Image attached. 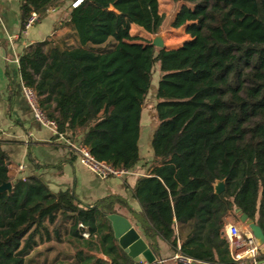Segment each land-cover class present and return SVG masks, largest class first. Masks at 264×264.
<instances>
[{
    "label": "trees",
    "instance_id": "1",
    "mask_svg": "<svg viewBox=\"0 0 264 264\" xmlns=\"http://www.w3.org/2000/svg\"><path fill=\"white\" fill-rule=\"evenodd\" d=\"M60 1L77 0H20L22 27ZM184 2L172 27L189 39L177 49L131 34L133 26L160 32L159 0H82L69 13L80 46L46 51V40L20 57L21 82L58 134L98 161L125 170L140 163L155 66L158 124L153 159L132 189L139 214L121 196L89 205L38 176L11 179L0 138V186L13 183L0 194V264H144L114 236L105 212L117 214V205L136 216L158 255L161 240L174 254L235 264L225 226L239 222L238 208L264 231V0ZM216 181L225 182L220 195Z\"/></svg>",
    "mask_w": 264,
    "mask_h": 264
},
{
    "label": "crops",
    "instance_id": "2",
    "mask_svg": "<svg viewBox=\"0 0 264 264\" xmlns=\"http://www.w3.org/2000/svg\"><path fill=\"white\" fill-rule=\"evenodd\" d=\"M73 4V1L56 3L45 17L40 18V21L24 34L20 0H0V138L4 141L2 149L8 154L9 174L13 180L38 176L52 192L73 190L82 203L89 205L108 196H121L126 199L130 209L139 214L142 209L133 197L132 189L138 178L146 174L153 159L150 134L147 150L142 153L143 125L141 124L139 140L140 163L124 178L103 179L82 165L77 155L71 154L68 146L55 138L52 128L36 120L24 93L19 59L32 46L46 40V51L54 46L61 49L80 46L77 33L69 24V13ZM147 109L144 104L141 121L148 115ZM116 209L117 214L127 219L144 237L157 256L156 263L177 264L172 260L174 253L167 243L158 241V255L152 247V241L143 234L136 216L125 207L117 205ZM232 223V219H227L226 225ZM97 256L104 258L101 254ZM257 264H264L263 246L257 255Z\"/></svg>",
    "mask_w": 264,
    "mask_h": 264
},
{
    "label": "built area",
    "instance_id": "3",
    "mask_svg": "<svg viewBox=\"0 0 264 264\" xmlns=\"http://www.w3.org/2000/svg\"><path fill=\"white\" fill-rule=\"evenodd\" d=\"M81 1L82 0H77L73 4V7L77 6ZM39 21L40 16L36 12H32L24 25L23 33L27 34L28 31ZM24 93L33 110L36 120L41 124L52 128L55 131V135L58 136V139L75 151L79 162L82 165L103 179L124 178L130 175L131 170L114 168L106 162L98 161L91 155L87 147L71 142L66 139L63 134H58L55 123L48 120L45 114L41 111L35 93L26 87H24ZM225 234L229 241L231 257L236 262L235 264H257V255L262 246L259 245L258 241L253 237L248 228L244 227L242 229L240 225L228 224L225 226ZM84 237L88 238L89 233H85ZM172 260L177 264H211L196 261L182 255L181 253H175Z\"/></svg>",
    "mask_w": 264,
    "mask_h": 264
},
{
    "label": "water",
    "instance_id": "4",
    "mask_svg": "<svg viewBox=\"0 0 264 264\" xmlns=\"http://www.w3.org/2000/svg\"><path fill=\"white\" fill-rule=\"evenodd\" d=\"M152 45L158 49H165L164 42L159 35H154ZM13 183L7 182L0 186V194L12 193ZM225 190L224 181H216L214 184L215 194L220 195ZM235 213L239 215V222L248 228L253 237L258 241L260 246H264V231L254 220L250 219L247 214L241 212L238 208ZM107 219L114 232V236L119 246L129 255L135 262H141L146 264H155L157 262V256L152 248L144 240V237L132 227L129 221L118 214H107Z\"/></svg>",
    "mask_w": 264,
    "mask_h": 264
},
{
    "label": "rangeland",
    "instance_id": "5",
    "mask_svg": "<svg viewBox=\"0 0 264 264\" xmlns=\"http://www.w3.org/2000/svg\"><path fill=\"white\" fill-rule=\"evenodd\" d=\"M159 1H160V12L161 14L165 16V21H164L162 29L157 35L161 36L166 50L177 49L189 39V36L186 34L185 27L174 29L172 27V23L176 17V14L181 10V8L184 5H186V3L184 2V0H159ZM187 5H190V4L187 3ZM131 34L142 40H147V41H153L155 37L154 35L150 36L144 33L143 31H141L140 29L136 27L132 28ZM159 81H160V72L158 71V66H155L154 78H153L149 93L145 99V105H146V108H148L147 109L148 115L146 116V118H144V121H141V124L143 125L142 143H141L142 153H145L147 150V147H148L147 140L149 138V134H150V140H151L152 133H154L157 127V124H158L157 117L154 112V106L157 104V101H158ZM232 222H233L232 224L240 225L242 229L244 228V225H242L240 222H237L234 220H232Z\"/></svg>",
    "mask_w": 264,
    "mask_h": 264
}]
</instances>
